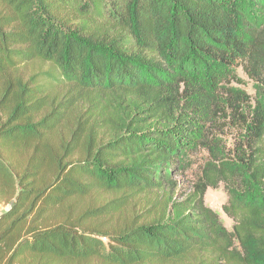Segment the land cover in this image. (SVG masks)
Wrapping results in <instances>:
<instances>
[{
  "label": "trees",
  "instance_id": "1",
  "mask_svg": "<svg viewBox=\"0 0 264 264\" xmlns=\"http://www.w3.org/2000/svg\"><path fill=\"white\" fill-rule=\"evenodd\" d=\"M0 202V264H264V0H0Z\"/></svg>",
  "mask_w": 264,
  "mask_h": 264
},
{
  "label": "rangeland",
  "instance_id": "2",
  "mask_svg": "<svg viewBox=\"0 0 264 264\" xmlns=\"http://www.w3.org/2000/svg\"><path fill=\"white\" fill-rule=\"evenodd\" d=\"M46 68V65L42 67H38L36 64H30L25 67L24 73L27 75L29 72H33V70ZM239 85L234 84L235 86L245 90L248 94H253V83L244 75L240 68H235L234 70ZM221 124H225L222 119H220ZM221 141L226 146H231L232 137L235 136L234 133L229 128L221 129ZM207 158V154L204 150H200L198 152L192 154H185L180 157L179 160V169L174 179L177 184V188H179L182 192H189L192 188L193 183L196 178L199 176L201 172V168ZM226 201V194L223 189V186L220 184L216 188H207L204 194V204L217 213L221 223L227 228L231 229L233 224L232 220L225 215L222 211V205ZM8 208L7 205H4L3 202H0V213L4 212ZM82 264H89V262H85Z\"/></svg>",
  "mask_w": 264,
  "mask_h": 264
}]
</instances>
